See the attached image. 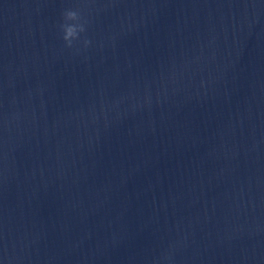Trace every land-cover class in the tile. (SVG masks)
Returning a JSON list of instances; mask_svg holds the SVG:
<instances>
[{
  "label": "clouds",
  "instance_id": "clouds-1",
  "mask_svg": "<svg viewBox=\"0 0 264 264\" xmlns=\"http://www.w3.org/2000/svg\"><path fill=\"white\" fill-rule=\"evenodd\" d=\"M63 20L64 23L60 26L63 32L62 39L65 42L66 46L71 48L73 46V41L79 39L80 34L85 32V27L83 23H80L81 17L77 11H64ZM84 43L87 46L90 41L85 40Z\"/></svg>",
  "mask_w": 264,
  "mask_h": 264
}]
</instances>
